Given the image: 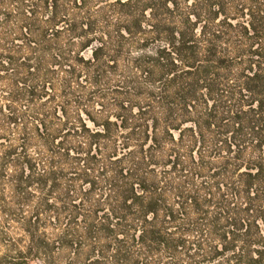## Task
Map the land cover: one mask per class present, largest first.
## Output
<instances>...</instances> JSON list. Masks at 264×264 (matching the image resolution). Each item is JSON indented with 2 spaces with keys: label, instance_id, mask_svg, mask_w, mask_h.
Instances as JSON below:
<instances>
[{
  "label": "trees",
  "instance_id": "trees-1",
  "mask_svg": "<svg viewBox=\"0 0 264 264\" xmlns=\"http://www.w3.org/2000/svg\"><path fill=\"white\" fill-rule=\"evenodd\" d=\"M264 264V0H0V264Z\"/></svg>",
  "mask_w": 264,
  "mask_h": 264
},
{
  "label": "water",
  "instance_id": "water-1",
  "mask_svg": "<svg viewBox=\"0 0 264 264\" xmlns=\"http://www.w3.org/2000/svg\"><path fill=\"white\" fill-rule=\"evenodd\" d=\"M34 264H37V263H34Z\"/></svg>",
  "mask_w": 264,
  "mask_h": 264
}]
</instances>
